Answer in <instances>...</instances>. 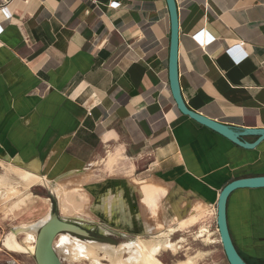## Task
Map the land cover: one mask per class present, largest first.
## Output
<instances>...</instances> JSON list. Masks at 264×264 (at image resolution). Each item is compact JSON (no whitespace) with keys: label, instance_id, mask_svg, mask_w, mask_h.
I'll return each instance as SVG.
<instances>
[{"label":"crops","instance_id":"1","mask_svg":"<svg viewBox=\"0 0 264 264\" xmlns=\"http://www.w3.org/2000/svg\"><path fill=\"white\" fill-rule=\"evenodd\" d=\"M177 3L188 106L264 127V0ZM8 9L0 12V158L56 180L119 152L125 176L84 184L96 205L110 190L123 209L140 206L129 171L167 183L168 214L190 192L216 211V223L224 185L264 174V140L241 147L179 110L167 0H12ZM228 220L238 222L237 239L252 241L243 252L264 247V187L235 190Z\"/></svg>","mask_w":264,"mask_h":264},{"label":"rangeland","instance_id":"2","mask_svg":"<svg viewBox=\"0 0 264 264\" xmlns=\"http://www.w3.org/2000/svg\"><path fill=\"white\" fill-rule=\"evenodd\" d=\"M106 157L107 153L103 151L96 158L95 165V162H91V167L88 165L83 169L70 170L56 180L46 175L51 181L48 186L37 182L29 188L21 185V179L12 170H8L9 165L15 168L26 167L15 159L6 161L0 158V264H37L34 254L9 251L3 245V239L13 229L43 220L52 211H56L65 221L76 223L88 231L87 235L71 231L62 233L94 243L95 246L97 244L98 250L102 249L101 252L97 251L98 259L87 254L76 256L58 241L61 240L60 233L54 241V246L64 264H116V255L110 250H103L102 244L116 248L123 243H132L133 248L138 244L150 248L160 246L155 253L160 264H229L217 229L216 211L210 213L211 206L190 192L185 197L194 200L201 209L191 206L183 208L181 212L184 219L196 216L195 221L185 224H181L182 220L177 222L173 219L172 205L171 214H168L170 211L164 199L168 191L167 183L153 178H139L141 175H132L129 171L128 186L137 193L140 206L134 211L123 209L124 200L114 198L115 195L110 190L99 192L104 200L102 204L96 205L97 200L92 199V189H87L84 184L87 181L88 185L99 181L109 182L111 178L126 175L121 172L124 158L119 152L109 153ZM115 164L116 167H113ZM32 168L36 169L33 166ZM100 209L106 213L107 219ZM235 225L239 229L238 222L229 221L230 230L234 229ZM139 230L140 232H136ZM231 234L241 252L252 244L247 238L237 239L233 231ZM18 240L30 243L24 233H19ZM168 243H174L175 248L170 247ZM243 253L253 264H264V247L257 250L252 248L250 252ZM119 255L124 259L129 258L130 248L125 246Z\"/></svg>","mask_w":264,"mask_h":264},{"label":"water","instance_id":"3","mask_svg":"<svg viewBox=\"0 0 264 264\" xmlns=\"http://www.w3.org/2000/svg\"><path fill=\"white\" fill-rule=\"evenodd\" d=\"M167 3L171 19L169 79L172 94L179 110L241 147L248 149L256 147L264 140V127H245L224 123L190 108L186 103L182 93L179 73L180 20L178 3L177 0H167ZM246 136H256L257 138L254 141H249L245 139ZM261 187H264V174L242 176L229 181L219 193L217 200V226L229 264H251L242 256L231 234L228 220L229 197L235 190L240 188ZM63 231H71L83 235L88 234L87 230L76 223L63 220L54 211L51 218L41 226L37 235L34 253L37 264H64L54 246L57 235Z\"/></svg>","mask_w":264,"mask_h":264},{"label":"bare ground","instance_id":"4","mask_svg":"<svg viewBox=\"0 0 264 264\" xmlns=\"http://www.w3.org/2000/svg\"><path fill=\"white\" fill-rule=\"evenodd\" d=\"M31 168L32 166H29L27 168H19V167L15 168L12 165L8 166V170H12L21 179L19 183H21V185L23 184L25 188H29L34 184H36L37 182H43L45 186H48L51 183V181L46 175L40 174L36 170H33V168L32 169ZM187 206H191L192 208L195 209H201L198 206V204H196V202L192 199H187V197L185 196L177 198L172 203V207H173L172 216L175 221L178 222V220H182L181 224H185L190 221L196 220L195 215H192L188 219L183 218V214L181 211L183 210V208ZM52 213L53 211L48 217L36 223L27 224L13 229L3 239V245L12 252H27L30 254H34L35 243L39 229L44 223H46L51 218ZM19 233H24L27 241H30V243H22L21 241H19L18 240ZM60 233H61V240L59 239L58 241L61 242L62 246H66V248H69V250H71L73 254H75L76 256H79L81 254H87V255H92L93 257L98 259L97 251L101 252L102 250V249L98 250L99 245L98 247H96L97 244L95 246L94 243L91 242L89 243L81 239H78L76 237H71L68 233L67 234L62 232ZM102 245H104L103 250L104 249L105 251L110 250V252H113L116 255V257L114 258V263L116 264H160L155 257V253L159 250L160 247L158 245L153 246V248L141 244H138L137 247L133 248L132 243H123L116 248H113V245L112 246H107L108 244H102ZM168 245L172 248H175L174 243H168ZM125 246H127V248H130V257L127 259H124L119 255V253L122 252V249Z\"/></svg>","mask_w":264,"mask_h":264},{"label":"built area","instance_id":"5","mask_svg":"<svg viewBox=\"0 0 264 264\" xmlns=\"http://www.w3.org/2000/svg\"><path fill=\"white\" fill-rule=\"evenodd\" d=\"M12 0H0V12H4L5 14H8V16H10V12L8 9V4L11 2ZM2 32V29H0V33Z\"/></svg>","mask_w":264,"mask_h":264},{"label":"flooded vegetation","instance_id":"6","mask_svg":"<svg viewBox=\"0 0 264 264\" xmlns=\"http://www.w3.org/2000/svg\"><path fill=\"white\" fill-rule=\"evenodd\" d=\"M240 253L242 254V256L249 262V263H252L250 262V260L245 256V254L243 252L240 251Z\"/></svg>","mask_w":264,"mask_h":264},{"label":"trees","instance_id":"7","mask_svg":"<svg viewBox=\"0 0 264 264\" xmlns=\"http://www.w3.org/2000/svg\"><path fill=\"white\" fill-rule=\"evenodd\" d=\"M251 264H253V263H251Z\"/></svg>","mask_w":264,"mask_h":264}]
</instances>
